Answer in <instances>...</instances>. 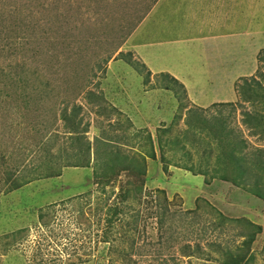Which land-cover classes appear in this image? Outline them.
Returning <instances> with one entry per match:
<instances>
[{"label":"rangeland","instance_id":"1","mask_svg":"<svg viewBox=\"0 0 264 264\" xmlns=\"http://www.w3.org/2000/svg\"><path fill=\"white\" fill-rule=\"evenodd\" d=\"M253 27L264 0H0V264H264Z\"/></svg>","mask_w":264,"mask_h":264},{"label":"crops","instance_id":"2","mask_svg":"<svg viewBox=\"0 0 264 264\" xmlns=\"http://www.w3.org/2000/svg\"><path fill=\"white\" fill-rule=\"evenodd\" d=\"M226 8H227V6H226ZM226 8H225L224 11H226ZM220 21L221 20L218 19V22L216 21V25L219 26V24H220L221 27L219 29H222V26H224L226 24V22H220ZM228 36L231 39H233V36L231 34H228ZM247 36H249V37L247 38ZM234 37H239L237 39H240V40L244 41V46H243V43L241 41V45L243 46V48L244 47L247 48V42H248V40L249 41L252 40V41L256 42V45L258 47V50L261 49V51H262V49H264V35L261 33V31L257 30L255 27H253V29H251V31H249L248 33L247 32L244 33L243 36L235 35ZM191 41H193L194 43H196L195 49H199L200 47H202L204 49H207V46H208L209 47V51L210 52L211 51L212 52L214 51V55L215 56H217V57H223L224 59L225 58H229V55H228V53H229L228 47H225V45L227 44L226 42H229L231 40H229V41L221 40L218 37V35L217 36H209V37H204V36L199 35L197 37H194ZM177 42H179V41H177ZM220 53H222V56H219ZM239 73H240V71L238 72V75H237L238 78H236V80L237 79L239 80V78L243 76L242 73L241 74H239ZM234 77H236V76H234ZM236 80H234L233 82H235ZM226 81L229 84H231V79L230 78H227Z\"/></svg>","mask_w":264,"mask_h":264},{"label":"trees","instance_id":"3","mask_svg":"<svg viewBox=\"0 0 264 264\" xmlns=\"http://www.w3.org/2000/svg\"><path fill=\"white\" fill-rule=\"evenodd\" d=\"M9 39V37L7 38V40ZM261 52H264V50H262ZM261 54V53H260ZM150 72V71H149ZM181 85V84H180ZM183 86V85H182ZM217 126H214V127H212L211 128V132H212V134H217ZM211 136V135H210ZM98 152V151H97ZM153 157L152 158H155L156 157V154H153L152 155ZM99 158V157H98ZM125 159V158H124ZM103 162H104V160H103ZM99 164H101L100 162H99ZM131 165V164H130ZM76 166H79V165H76ZM129 168H130V166H128ZM225 179H227V178H225ZM259 182H260V180H259V178L258 177H256V179H255V181H254V183H253V186H260V184H259ZM257 194L261 197V198H264V193H262V191L260 192H257ZM253 225V224H252ZM254 234H249V236H248V240H246L245 242H244V246H247V248L249 249L250 248V243L251 242H253V239H254Z\"/></svg>","mask_w":264,"mask_h":264}]
</instances>
